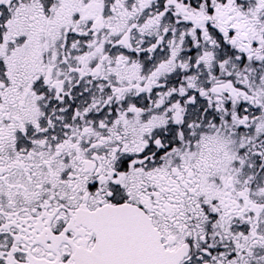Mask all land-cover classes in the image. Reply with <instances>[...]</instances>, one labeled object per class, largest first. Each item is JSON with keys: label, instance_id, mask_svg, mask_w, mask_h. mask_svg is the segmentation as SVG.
Returning <instances> with one entry per match:
<instances>
[{"label": "flooded vegetation", "instance_id": "1", "mask_svg": "<svg viewBox=\"0 0 264 264\" xmlns=\"http://www.w3.org/2000/svg\"><path fill=\"white\" fill-rule=\"evenodd\" d=\"M264 264V0H0V264Z\"/></svg>", "mask_w": 264, "mask_h": 264}, {"label": "water", "instance_id": "2", "mask_svg": "<svg viewBox=\"0 0 264 264\" xmlns=\"http://www.w3.org/2000/svg\"><path fill=\"white\" fill-rule=\"evenodd\" d=\"M82 264H85V263H82ZM104 264V263H103ZM157 264H160L159 262H157ZM162 264V263H161Z\"/></svg>", "mask_w": 264, "mask_h": 264}]
</instances>
